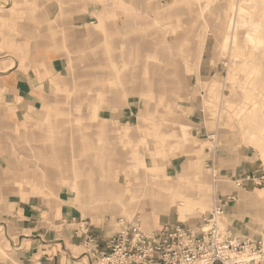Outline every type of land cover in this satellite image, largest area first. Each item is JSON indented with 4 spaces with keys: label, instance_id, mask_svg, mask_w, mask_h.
<instances>
[{
    "label": "rangeland",
    "instance_id": "1",
    "mask_svg": "<svg viewBox=\"0 0 264 264\" xmlns=\"http://www.w3.org/2000/svg\"><path fill=\"white\" fill-rule=\"evenodd\" d=\"M144 3L0 0V85L25 62L43 69L57 54L65 67L49 76L50 93L35 124L15 128L13 111L0 101L1 174L31 176L32 189L42 188L49 201L55 189L67 188L101 242L117 231L119 221L140 218L142 228L153 232L168 221L199 224L209 214L221 177L190 134L188 105L204 104L207 114H222L219 120L236 131L256 127L255 141H264L257 117L264 114V0ZM75 15L86 22L73 23ZM122 20L134 27L121 28ZM136 33L173 57L177 69L158 54L144 56L126 46ZM205 44L219 62L206 83L198 70ZM145 63L159 70L141 69ZM42 69L37 72L47 74ZM127 102L134 105L130 123L110 119ZM175 157L176 167L166 169L163 163ZM11 185L22 192L20 184ZM226 203L234 204L235 197L219 202ZM248 216L260 227L259 215ZM257 233L250 230L247 237ZM78 251V260L90 264L81 247Z\"/></svg>",
    "mask_w": 264,
    "mask_h": 264
},
{
    "label": "crops",
    "instance_id": "2",
    "mask_svg": "<svg viewBox=\"0 0 264 264\" xmlns=\"http://www.w3.org/2000/svg\"><path fill=\"white\" fill-rule=\"evenodd\" d=\"M160 1L168 3V0ZM136 5L144 6V0H136ZM72 21L81 24L86 22V18L75 15ZM133 25L134 23L129 20H122L119 23L121 28L134 27ZM79 32L80 30L73 31V39L80 37ZM73 45H77V48L80 46L77 43ZM172 45L171 47L175 49V44ZM126 46L132 50L137 47L144 56L158 54L160 58L169 62V66L174 67L173 71L177 69L178 64L173 57L166 56L162 50L158 51L153 42L139 36L138 33L126 41ZM218 65L217 52L213 49L208 52L205 44L200 53L198 66L200 81L205 80L206 83L207 72L217 71ZM42 67L43 64L40 66L36 62L22 63V66L15 67L9 73L5 84L0 85L2 90L0 101L13 111L10 118L15 128L31 126L40 118L37 111L42 108L50 93V77L61 74L65 68L63 57L56 54L50 64L47 63L43 69ZM41 69L48 71L47 74L37 72ZM141 69H147L153 74L159 70L152 63L143 64ZM203 72L205 79H202ZM183 83L188 86L187 82ZM135 86L137 87L136 84L133 85ZM137 92L138 89L135 88L133 93ZM203 105H188L185 119L191 136L203 145V152L208 156L206 161L213 162L221 177L222 184L218 188L217 199L214 202L222 203L226 196L235 197L234 204H225L223 216L225 227L238 233L237 235L247 237L250 230L259 228V224L248 215L255 213L259 215V219L264 215V186H254L255 184L248 180L250 176L264 174V141L263 143L255 141L259 134L256 127L236 131L234 126L230 128L227 125L228 122L219 120L223 118L222 114L211 116L206 113ZM133 108V103L127 102L123 110L119 114L110 115V119L120 124H129L134 117ZM257 117L261 119L258 123L264 131V114ZM178 159L179 157L171 158L163 165L166 169L175 168ZM13 177L9 172L1 174L0 166V264H30L33 261H41L44 264H85L83 260H78L82 237L75 230L78 229L76 221L82 216L79 207L76 206V197L72 196L67 188L59 187L53 193V200L49 201L42 188L32 189L31 176L28 178L18 176L16 179ZM11 182L20 184L22 192H19V189L15 190ZM232 184L237 186H230ZM253 204L256 207L253 208L251 206ZM153 206L166 209L164 204L159 202H154Z\"/></svg>",
    "mask_w": 264,
    "mask_h": 264
},
{
    "label": "built area",
    "instance_id": "3",
    "mask_svg": "<svg viewBox=\"0 0 264 264\" xmlns=\"http://www.w3.org/2000/svg\"><path fill=\"white\" fill-rule=\"evenodd\" d=\"M248 180L264 185V174ZM225 201H234V197ZM224 213V206L214 202L197 225L165 223L153 232L142 228L140 218L119 221L117 231L102 242L80 217L75 232L82 237V254L90 264H264V215L257 235L246 237L223 226Z\"/></svg>",
    "mask_w": 264,
    "mask_h": 264
}]
</instances>
